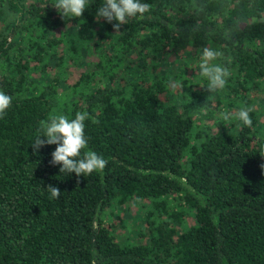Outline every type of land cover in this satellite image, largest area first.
<instances>
[{
	"label": "trees",
	"instance_id": "1",
	"mask_svg": "<svg viewBox=\"0 0 264 264\" xmlns=\"http://www.w3.org/2000/svg\"><path fill=\"white\" fill-rule=\"evenodd\" d=\"M55 2L0 0V264H264V0H143L117 33L102 0ZM205 47L231 71L212 93ZM77 112L107 161L79 178L30 144Z\"/></svg>",
	"mask_w": 264,
	"mask_h": 264
},
{
	"label": "clouds",
	"instance_id": "2",
	"mask_svg": "<svg viewBox=\"0 0 264 264\" xmlns=\"http://www.w3.org/2000/svg\"><path fill=\"white\" fill-rule=\"evenodd\" d=\"M91 0H56L52 3L57 11L64 17H80ZM151 5L143 0H102L96 13V21L104 18L108 23H112L115 32H119L121 25L128 24L133 18H142L145 13L150 12ZM224 53L215 48L205 47L202 50L200 62L197 65L200 76L206 78L208 92H216L225 88L228 78L231 76L230 69L216 61ZM13 97L0 90V117L6 114L7 109L12 105ZM252 107H241L233 114L224 113L223 119L230 118L243 122L251 127L252 119L250 113ZM88 119L87 112H77L75 118L66 115H53L48 120L40 121V130L30 143L33 151L38 152L45 145L55 144L56 148L51 153L52 165H61L60 173H75L77 178L81 175L87 176L94 171H102L107 161L95 151L88 149V140L85 136V121ZM41 137H46L42 139ZM264 167V166H262ZM47 190L51 198H59L61 190L49 184Z\"/></svg>",
	"mask_w": 264,
	"mask_h": 264
},
{
	"label": "rangeland",
	"instance_id": "3",
	"mask_svg": "<svg viewBox=\"0 0 264 264\" xmlns=\"http://www.w3.org/2000/svg\"><path fill=\"white\" fill-rule=\"evenodd\" d=\"M118 229H119V230H124V227L120 226Z\"/></svg>",
	"mask_w": 264,
	"mask_h": 264
}]
</instances>
